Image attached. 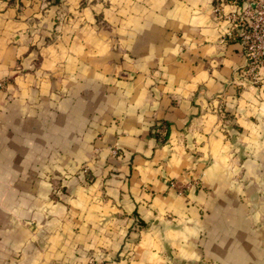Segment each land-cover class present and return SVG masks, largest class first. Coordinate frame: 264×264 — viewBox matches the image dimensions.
I'll return each mask as SVG.
<instances>
[{
  "label": "crops",
  "instance_id": "1",
  "mask_svg": "<svg viewBox=\"0 0 264 264\" xmlns=\"http://www.w3.org/2000/svg\"><path fill=\"white\" fill-rule=\"evenodd\" d=\"M220 2L0 0V264H264V75L232 83Z\"/></svg>",
  "mask_w": 264,
  "mask_h": 264
},
{
  "label": "built area",
  "instance_id": "2",
  "mask_svg": "<svg viewBox=\"0 0 264 264\" xmlns=\"http://www.w3.org/2000/svg\"><path fill=\"white\" fill-rule=\"evenodd\" d=\"M243 1L224 0L214 7V13L226 12L223 14L227 23L225 36L236 37L243 46L245 63L237 71V77L232 83L236 86L258 87L264 75V0H254L252 3ZM225 6L229 8L224 10ZM4 86L5 81L0 80V95ZM111 152L116 154L117 149ZM173 185L183 191L190 187L191 182L182 185L174 181ZM87 264H102V261L91 257Z\"/></svg>",
  "mask_w": 264,
  "mask_h": 264
},
{
  "label": "rangeland",
  "instance_id": "3",
  "mask_svg": "<svg viewBox=\"0 0 264 264\" xmlns=\"http://www.w3.org/2000/svg\"><path fill=\"white\" fill-rule=\"evenodd\" d=\"M93 258H95V257H93ZM95 259H98V260H100L99 258H95ZM83 264H87V262H85V263H83Z\"/></svg>",
  "mask_w": 264,
  "mask_h": 264
},
{
  "label": "trees",
  "instance_id": "4",
  "mask_svg": "<svg viewBox=\"0 0 264 264\" xmlns=\"http://www.w3.org/2000/svg\"><path fill=\"white\" fill-rule=\"evenodd\" d=\"M165 126H167L166 124H164ZM164 138H165V136H164Z\"/></svg>",
  "mask_w": 264,
  "mask_h": 264
}]
</instances>
